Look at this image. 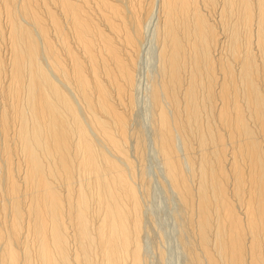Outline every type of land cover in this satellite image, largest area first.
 Wrapping results in <instances>:
<instances>
[{
    "label": "bare ground",
    "instance_id": "obj_1",
    "mask_svg": "<svg viewBox=\"0 0 264 264\" xmlns=\"http://www.w3.org/2000/svg\"><path fill=\"white\" fill-rule=\"evenodd\" d=\"M3 38L0 264H148V142L186 264H264V0H0Z\"/></svg>",
    "mask_w": 264,
    "mask_h": 264
},
{
    "label": "rangeland",
    "instance_id": "obj_2",
    "mask_svg": "<svg viewBox=\"0 0 264 264\" xmlns=\"http://www.w3.org/2000/svg\"><path fill=\"white\" fill-rule=\"evenodd\" d=\"M5 40L6 38H3L0 43L3 53L6 52L8 46V41ZM151 52H153V49ZM148 56L143 55L142 57L141 64L143 65L139 69L142 81L141 93L135 97L136 106L132 117L133 125L141 127L147 136L150 133H148L149 125L146 117L149 111V107L145 103L146 79L147 75L152 74L155 69L153 68L154 62L152 60L151 62L148 61L153 55ZM149 143L143 162L138 164L140 168L143 164L145 180L151 185V196L146 205V214L149 218L145 217V230L142 236L144 254L148 257V264H186L187 256L184 251V243L187 242L189 237H185L183 240V234L186 236H189V234L184 232L182 228L184 227L183 220L185 216L177 195H174L168 183L165 182L163 166L160 165V159L158 160L157 154Z\"/></svg>",
    "mask_w": 264,
    "mask_h": 264
}]
</instances>
